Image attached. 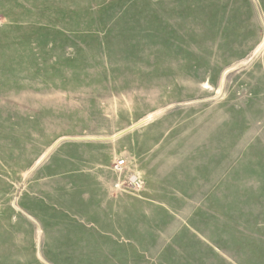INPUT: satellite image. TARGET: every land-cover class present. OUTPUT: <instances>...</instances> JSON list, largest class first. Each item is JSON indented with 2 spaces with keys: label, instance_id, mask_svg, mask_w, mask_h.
<instances>
[{
  "label": "rangeland",
  "instance_id": "1",
  "mask_svg": "<svg viewBox=\"0 0 264 264\" xmlns=\"http://www.w3.org/2000/svg\"><path fill=\"white\" fill-rule=\"evenodd\" d=\"M9 39L0 43L10 73L0 74V264H264V0H0V41ZM127 130L179 132L168 147L207 133L204 146L222 149L219 218L196 227L202 235L142 253L125 229L65 210L36 186L58 145L76 141L54 136L115 140ZM112 172L114 191L142 196L145 187L121 191L136 174L125 158ZM30 189L41 197L25 200Z\"/></svg>",
  "mask_w": 264,
  "mask_h": 264
},
{
  "label": "crops",
  "instance_id": "2",
  "mask_svg": "<svg viewBox=\"0 0 264 264\" xmlns=\"http://www.w3.org/2000/svg\"><path fill=\"white\" fill-rule=\"evenodd\" d=\"M0 43L15 44V41L9 39ZM6 58L4 56L0 61H6ZM8 67L7 63L0 65V68ZM0 74L10 75L4 69L0 70ZM11 75L16 77L15 73ZM11 84L7 87H21L13 82ZM32 88L31 85L15 91H33ZM0 90L3 88L0 87ZM52 91L57 92L58 88ZM54 118L55 124H64L62 114L55 112ZM28 120L32 123L33 119L23 116V123H28ZM67 120L74 122L71 118ZM73 136L63 133L54 136L58 141H76H64L58 145L55 153L59 155L55 165L45 167L43 181L39 180V185H36L60 198L65 210L72 204L104 226L118 225L135 237L137 245L145 246L140 248L142 253L164 251L177 234L185 237L187 233L202 235L196 227L208 228L212 221L219 218L223 198L217 188L223 181V154L222 149L204 146L207 133H181V138L173 147L165 144L177 139L179 132L127 130L113 136L115 140L95 135L87 138ZM210 138L218 140L219 134H211ZM117 156L125 158L129 169L145 181L141 197L114 191L112 163ZM48 162L38 168L48 165ZM71 180L77 188L74 195L66 191ZM49 181L54 183L49 184ZM83 193L89 196L88 201L81 198ZM40 197L31 189L25 193V200L32 202ZM19 208L26 213L21 204Z\"/></svg>",
  "mask_w": 264,
  "mask_h": 264
},
{
  "label": "built area",
  "instance_id": "3",
  "mask_svg": "<svg viewBox=\"0 0 264 264\" xmlns=\"http://www.w3.org/2000/svg\"><path fill=\"white\" fill-rule=\"evenodd\" d=\"M126 168V161L125 160H120L114 165V171L118 173L120 176L124 172ZM123 190H121V185L116 184V188L120 189L121 191L124 192H134V193H140L141 191L144 190L145 184L142 178L139 175L136 174H131L127 180L122 183Z\"/></svg>",
  "mask_w": 264,
  "mask_h": 264
}]
</instances>
